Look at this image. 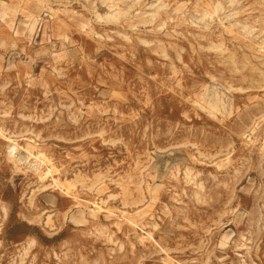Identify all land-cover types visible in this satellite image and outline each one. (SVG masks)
Segmentation results:
<instances>
[{
    "label": "rangeland",
    "instance_id": "obj_1",
    "mask_svg": "<svg viewBox=\"0 0 264 264\" xmlns=\"http://www.w3.org/2000/svg\"><path fill=\"white\" fill-rule=\"evenodd\" d=\"M0 264H264V0H0Z\"/></svg>",
    "mask_w": 264,
    "mask_h": 264
}]
</instances>
